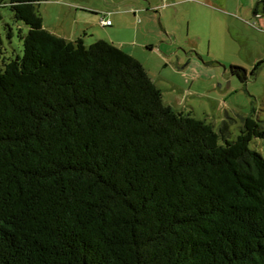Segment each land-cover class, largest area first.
Returning <instances> with one entry per match:
<instances>
[{
	"label": "trees",
	"instance_id": "obj_1",
	"mask_svg": "<svg viewBox=\"0 0 264 264\" xmlns=\"http://www.w3.org/2000/svg\"><path fill=\"white\" fill-rule=\"evenodd\" d=\"M43 1L0 0L28 27L0 47V264H264L260 123L228 140L114 43L47 30Z\"/></svg>",
	"mask_w": 264,
	"mask_h": 264
},
{
	"label": "rangeland",
	"instance_id": "obj_2",
	"mask_svg": "<svg viewBox=\"0 0 264 264\" xmlns=\"http://www.w3.org/2000/svg\"><path fill=\"white\" fill-rule=\"evenodd\" d=\"M217 1L227 9L209 10L194 0H48L37 10L44 27L60 37L83 36L87 45L102 39L122 48L146 68L166 105L217 132L226 123L228 140H235L246 117L264 128V14L260 0ZM243 5L247 16L235 12ZM103 17L112 25L103 26ZM27 32L8 6L0 9L6 62L23 55L20 33ZM231 66L247 70L248 80ZM250 149L264 157L262 140L254 139Z\"/></svg>",
	"mask_w": 264,
	"mask_h": 264
},
{
	"label": "crops",
	"instance_id": "obj_3",
	"mask_svg": "<svg viewBox=\"0 0 264 264\" xmlns=\"http://www.w3.org/2000/svg\"><path fill=\"white\" fill-rule=\"evenodd\" d=\"M194 2L198 5V6H202L204 8H207L209 10H214V11H217V10H222V9H227L226 7H224L222 5V3H220L219 1L217 0H194ZM244 10V11H243ZM236 11H239V13H244L245 16H247V14L250 13V9H247V7L245 5L241 6V7H237V9H235V12ZM237 13V12H236ZM53 33V32H52ZM86 35V34H85ZM81 37V36H79ZM65 38V37H64ZM78 37L74 38L73 40H71L70 38H65L69 41H74L75 39H77ZM148 46H150L152 48V44H149Z\"/></svg>",
	"mask_w": 264,
	"mask_h": 264
},
{
	"label": "built area",
	"instance_id": "obj_4",
	"mask_svg": "<svg viewBox=\"0 0 264 264\" xmlns=\"http://www.w3.org/2000/svg\"><path fill=\"white\" fill-rule=\"evenodd\" d=\"M101 24L105 27H108V26H111L112 25V22L110 19H106L105 17H103L101 19Z\"/></svg>",
	"mask_w": 264,
	"mask_h": 264
}]
</instances>
